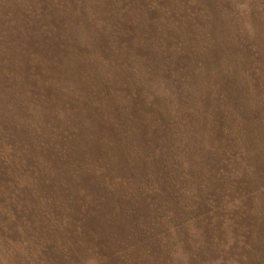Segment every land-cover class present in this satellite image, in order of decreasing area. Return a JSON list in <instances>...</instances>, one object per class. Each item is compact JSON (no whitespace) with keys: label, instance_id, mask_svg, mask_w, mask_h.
I'll return each instance as SVG.
<instances>
[{"label":"rangeland","instance_id":"rangeland-1","mask_svg":"<svg viewBox=\"0 0 264 264\" xmlns=\"http://www.w3.org/2000/svg\"><path fill=\"white\" fill-rule=\"evenodd\" d=\"M0 264H264V0H0Z\"/></svg>","mask_w":264,"mask_h":264}]
</instances>
